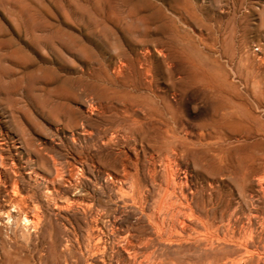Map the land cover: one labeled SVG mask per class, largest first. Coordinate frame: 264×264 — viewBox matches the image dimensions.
<instances>
[{"label": "rangeland", "instance_id": "obj_1", "mask_svg": "<svg viewBox=\"0 0 264 264\" xmlns=\"http://www.w3.org/2000/svg\"><path fill=\"white\" fill-rule=\"evenodd\" d=\"M145 54H148V56ZM121 62L123 63L122 65ZM123 65L126 66L127 69ZM124 69L125 71H123ZM145 69L146 74L144 72ZM116 71L121 75V71L123 73L126 72V74H123L126 78L124 76L125 79H123V75L117 77L118 73ZM147 81H150V83L148 84ZM174 93L175 95H173ZM128 94L134 96L130 98ZM161 96L163 97L161 98ZM224 97H226V99ZM168 98L169 100H167ZM233 98L237 100L239 98V102H235L236 105L238 103V107L234 103H231ZM132 100H134V105L135 103H139L140 100L143 102L134 106ZM148 100L149 104L151 106L153 105L152 108L158 106L156 109L153 108L152 112L150 108L151 106L148 105ZM226 100H228V103L230 102L232 106H230V104L228 105ZM156 101L158 104H156ZM122 102H126L125 106ZM143 103H145L146 106H150V110L147 109L148 107ZM214 103L219 107L215 108L216 105ZM154 104H156V107ZM224 104L225 108L222 107ZM87 105H89L91 109L87 107ZM95 107L97 108V112H94L96 111ZM92 108H94L93 111ZM100 108L102 109V116L99 114L101 113ZM127 108H130L128 109V112L126 111ZM143 108L146 109V111H144ZM218 108H220V110L222 109V112ZM133 109L135 112L131 111ZM82 110L83 112H81ZM89 110L91 112H89ZM164 110L168 111L165 112ZM223 110L226 114H223ZM130 111L134 115H132ZM92 112L96 115L92 114ZM84 113L85 116L83 117ZM87 114L91 117L87 116ZM152 114L156 115V117ZM115 115L117 116V119ZM123 115L124 118H122ZM131 115L132 117L130 118ZM159 115L161 119L157 120ZM86 116L88 118L85 119ZM216 116L217 118L221 116V120L216 118L217 121H215L217 123L222 121L220 124L211 122L214 121L212 118L215 119ZM255 116L258 117L256 118ZM254 117L256 119H254ZM224 118L226 119L225 121ZM123 119H126V121ZM150 119L154 120L150 122ZM119 120H121V123ZM161 120L165 124L160 122ZM128 121L130 123H128ZM158 121L161 124L158 123ZM204 121H207L208 124L207 122L204 123ZM240 122H243L244 124H241ZM232 123L236 127L239 125V127L235 128L234 126V128H230ZM236 123L238 124L236 125ZM134 124H138V126H135ZM141 124L142 127H140ZM113 126L115 127V132ZM239 128H241V130H239ZM112 129L113 131L110 132ZM176 129L177 131H175ZM226 129L228 130L227 132L223 131ZM85 130L87 132H82ZM120 130H123V133ZM229 130L231 132H229ZM234 130H236V132ZM124 132L127 133L125 134ZM192 132L194 134H192ZM202 132L205 133L201 134ZM228 132L230 134H228ZM169 133L172 135L175 133L173 135L175 137ZM106 134L108 135L107 138ZM129 134H132V136ZM207 134L210 135L207 137ZM199 135L202 138H200ZM211 135H214L215 137ZM116 136L117 140L120 139L122 141H117L115 139ZM73 138H75V143ZM110 138L111 140H108ZM167 138H170L172 141ZM196 138H199V140ZM210 138L213 139L212 142ZM216 138L217 140L215 141L214 139ZM228 138H230V140ZM194 139L197 143L194 141L192 142ZM200 139H202L203 142ZM129 140H132L133 142H129ZM103 141H110L112 146H109L110 142L105 143ZM204 141L207 143V146ZM103 143H105L106 146ZM172 143H174V145H172ZM1 144L0 158L2 159L0 160V167H3L0 168V183L2 184H0V264H44L42 260L44 262L46 261L45 264H55V262L58 264H73L74 261L72 259H75L76 264H101V261L108 260L109 257L111 258V260L109 258L111 264H128L116 251V244L120 241V239L116 240L118 235L119 238L123 239L124 236H127V233L130 240L137 241V239L139 240L141 238L143 243L146 241L148 243V240H151V237L153 236L152 240H159L157 235H154V233L156 234L154 224L159 218L160 221H158L159 223H163V228L169 227L165 231L172 229L177 224H180V227L183 223H186L185 227L187 229L184 226L183 227L186 229L185 233L188 231V236L183 233L182 238L184 240L180 239L182 246H184L182 250L185 251V264H208L215 260L221 262L226 258H229L228 260H230V258L233 259L236 264H258V262L259 264H264V260H262L264 258V238H262L264 237V234L262 235V232L264 233V205L262 206L261 204L264 202V191L262 189L259 190V188L264 189V179H262V177L264 178V166L260 165L256 160L259 157L264 156L262 155L264 154V0H0V145ZM162 144H164V147ZM199 144H201V146H199ZM248 144L251 145L249 146ZM125 145H128V147ZM177 145L179 146L176 147ZM174 147L178 149L176 154L173 155L174 157L172 156L171 158V149H174ZM181 148H183V150ZM121 149L125 150L122 151ZM160 150L162 151L161 154L159 153ZM149 151L150 153H148ZM123 152L125 153L123 154ZM232 152H234V154ZM134 153H136L137 157L134 156ZM151 153L155 158L152 157ZM166 153L167 155L163 157V154ZM202 153L203 156H201ZM235 154H238V158L241 160L237 157L234 159ZM117 155L120 156L116 157ZM255 155H257V157ZM160 157L162 159L168 157L173 161V163H168L167 170L164 169V164ZM242 157H246V161L244 158L242 159ZM173 158L178 162H174ZM207 158H209V160L212 159L209 161ZM130 159L135 166L132 165L130 161H127ZM154 159L156 162L158 161L161 166L157 163V165L154 164ZM170 159L169 161H171ZM214 159H217L216 161L218 163L215 162ZM122 160L125 163L127 162V165L125 163L123 164ZM136 160L137 162L135 163ZM204 160L208 162H205ZM142 162L144 165L141 164ZM220 162H223V164ZM232 162H234L233 165ZM176 163L178 168H175ZM106 164L108 166L110 165L109 168ZM120 164L124 166V169H129L128 173H126L127 171L125 172V170L123 171ZM116 166H118V169L121 168L119 172L115 169ZM237 166L240 169H238ZM144 167H146L145 169L147 170H145ZM223 167L226 170H224ZM73 168H76L75 171ZM107 168L109 170H107ZM142 168L144 169L143 171ZM170 168L172 170L174 169V172ZM213 168H215V170ZM259 168L261 170H259ZM136 170L138 172L141 170V174ZM149 170H153L151 172L152 174ZM175 170L178 173H176ZM185 170L188 173H186ZM228 170L230 172H227ZM134 171L136 172L134 173ZM72 173L77 174H74L75 177H73L74 175H72ZM164 173L165 175H163ZM213 173L218 174L214 175ZM125 174L130 177L128 178L129 186L139 179V181L134 184L135 192L140 195H138L140 200L137 198V194H135L136 200L133 202L126 197V195L130 193L126 192L131 187L128 186V183H126L127 181L118 183V181L114 180L115 176L119 175V177H121ZM174 174L183 176L186 179L188 178L186 183H183V185L179 184L176 181V175ZM221 174L225 178H223ZM247 174H251V176L249 175L251 179H249ZM170 175L172 178H170ZM212 176H214V178ZM219 176L223 179H218ZM105 177H109V180ZM132 177L134 182L132 181ZM142 177L145 179L141 180ZM202 178H209V180L207 181L206 179L205 182ZM152 179L153 181H151ZM166 179L168 183H165L167 182ZM229 179H232V181ZM260 179L262 180L259 181ZM129 180H131L132 183H130ZM1 181H3V183ZM171 181H173V183ZM201 181L203 184L200 183ZM237 181H239V183ZM16 182L19 185H16ZM109 182L111 183L109 184ZM255 182L260 184L254 185L256 184ZM174 183L176 184V188L175 186L172 187ZM185 184L187 187H190L187 188ZM193 184L194 186L191 187ZM196 184L198 186H196ZM207 184L209 185L207 186ZM249 184H251V187ZM72 185L74 187H72ZM181 185L182 187L184 186V190L178 189L182 188ZM159 186H161L162 190L157 191V189H160ZM165 186L167 190L164 188ZM50 187L52 188L51 190ZM137 187H140V189ZM194 187L198 189V191L194 189ZM202 187L206 191L202 189ZM16 188L19 190H15ZM188 189L190 191H188ZM245 189L249 190L246 191ZM117 190H123L122 193L118 192L119 196L118 194L116 195ZM168 190H173L174 192H168ZM177 191H181L182 193L180 192L179 194ZM147 192L151 195H148ZM202 192L206 193L204 194ZM155 193H159V197ZM167 193H170L171 196L168 197L169 194ZM164 194H167V198L166 196L161 198ZM214 194H216V197ZM173 195L175 199L173 198ZM183 195H186L188 198L186 199V196L184 198ZM195 195L197 198H195ZM246 195L248 197L255 195L254 198L252 197L254 201L250 202L252 201V198L249 200ZM262 195L263 197H261ZM176 196H178L179 199L183 197L184 200H181L180 203ZM230 196L234 197H231L232 199H230ZM92 197H94L95 200ZM123 197H125L126 200ZM193 197L194 199L192 201ZM209 197L211 199H209ZM233 198L236 199L234 200ZM8 199L10 200L8 201ZM15 199H17V202ZM185 199L187 201L189 199V201L185 202ZM260 199L263 202H257ZM142 200L147 202V205L146 203L144 204ZM159 200L161 201V204L159 203ZM163 200L165 202L169 201L171 204L169 203V205H167L168 203L163 202ZM197 200H201V202ZM10 201H13V203ZM235 201L238 203H234ZM255 201L257 203H255ZM136 202L139 203L136 204ZM174 202H178V204L180 203L179 205L182 204L185 206L188 204L187 207L183 206L184 209H187L183 210L182 206H179L182 210L179 209L178 205L176 204L177 206H175ZM209 202L215 206L213 207ZM66 203L67 205L72 206L67 207ZM163 203L165 205H163ZM217 203H219V206ZM223 203L225 205H223ZM86 205L90 209H88ZM158 205L161 210H159L160 208ZM257 205L258 207L259 205L260 207H263V210L260 208L258 209ZM77 206L84 207L85 212L82 207L78 208ZM192 206H195L196 208H193ZM216 206L222 211L216 209ZM248 206L251 207L252 210L251 208H248ZM177 207L178 211L182 212L177 214ZM93 208H96V211L100 209L103 211L102 214H104L102 215L100 210V212H96ZM164 208H167L169 213L176 214L175 217L171 213L169 214L167 211L163 210ZM191 208L193 209L191 210ZM78 209L82 213H80ZM130 209L134 210V212ZM150 210L153 211L150 212ZM223 210L224 213L227 212V216L226 214H223ZM241 210H243V212ZM258 210L259 212H255ZM192 212L194 214H192ZM200 212H203V214ZM156 213L158 214L154 217V214ZM164 214L168 215L166 216ZM190 214L194 219H192V217L190 220L188 219V215ZM221 214H223L224 217H222L223 215L221 216ZM247 214L250 215L246 216ZM233 215L236 216L234 217ZM243 215L244 217H242ZM169 216L174 218V220H171L175 221L174 226L171 224L173 222L168 220ZM180 216H182V218H184L183 216L187 218L180 221V219H182ZM198 216L205 221L199 219ZM206 216L209 217L207 218ZM27 217H29V220ZM232 217L235 219L233 220ZM237 217H240L241 223H237ZM246 217H249V219ZM256 217H259L260 222L257 221ZM195 218L197 223L194 222ZM91 219H94L95 221H92ZM154 219H156L155 222ZM163 219L166 220V222L168 220V224H165L166 222L164 223ZM187 219L189 221H187ZM27 220L29 222H27ZM197 220H199V223L201 222L200 225L202 226V229L207 225L206 228L203 229L205 230L204 232L199 228L200 225H198L199 223ZM221 220L223 221L222 224H224V226L221 225ZM254 220L256 225L254 224ZM193 222L195 224H193ZM235 222L239 225L236 226ZM261 222L263 223L262 225H260ZM109 223H111L110 226H108ZM242 223L245 225H242ZM257 223L260 224L257 225ZM217 224L219 228H225L226 225L228 227H226V229L220 228L219 230L218 227L216 228ZM178 225L176 226L177 229L183 228L182 226L179 228ZM248 225H250V227ZM253 225H255V227L260 226L261 230L259 227V230L256 229L257 227L254 228ZM144 227H147V233L151 231L148 235L147 233H144L146 232ZM245 227L247 230L249 229L248 233L250 232L251 238H254L251 239V241L248 240L249 242H245L249 235L246 233L247 231L245 230ZM197 228L199 229L197 230ZM232 228L233 231L234 228L236 230L234 231L235 235L232 233V230L229 231ZM250 228L254 232L250 230ZM124 229L127 232L124 231ZM213 229L217 230V234L221 240L224 239L227 241L225 242L222 240L221 242L220 240L215 248L216 250L214 249L213 251H206L203 248L196 247L197 238L199 239L201 234L203 235L207 231H213ZM138 230L142 233H139ZM195 230L196 232H199L200 230L202 232L200 231L201 233L199 232L200 234H198L195 233ZM240 230H243V232ZM192 231L193 233L191 236L189 234ZM226 231H229L230 233H227ZM244 231L246 232L244 233ZM258 231L261 233H258V239L261 238L262 240L257 239L256 232ZM89 232L91 237L88 235ZM222 232L226 235H221ZM236 233H241V235ZM243 233L246 235V239ZM143 234L146 235L143 236ZM252 234L256 237H252ZM193 236H195V238ZM223 236H225V238ZM227 238L231 239L232 243ZM188 240H192L193 245H191L192 241H189V243L187 242ZM257 240L259 245H256L258 243ZM141 241L139 240V242ZM239 241H242L243 245ZM60 242L62 243L60 244ZM95 242L97 244L100 242L98 245H102L100 251L94 252V255L97 257L92 255L93 250H91L94 246L93 243ZM237 242L239 244H237ZM252 242H255L256 244ZM149 243L151 246L156 247L155 242H153L154 245L151 242ZM225 243L228 247L225 246ZM248 243L249 245H246ZM237 245H240L238 248L240 251H238ZM241 245L244 246L246 252L250 254L251 257H247L248 254H245L246 252L245 250H242L244 248ZM62 246H67V249L64 247L62 248L64 251H62V249H59ZM151 246L150 249L154 251V248H151ZM84 247L86 249H84ZM233 247L236 248L234 249ZM172 248L174 247H168V249L166 248L163 250L159 248L162 252L165 250L163 253L156 248V250L160 252L158 255H155L157 254L155 250L154 255L157 257L164 256L165 259L164 257H162V259L166 262L175 261V258L182 256V253H180L182 251L179 252L178 249ZM192 250L193 252H191ZM147 251L144 250V253H149L151 250L149 252ZM252 251L257 254H253ZM64 252L67 253V257L69 256V258L65 257V259H62L64 254L66 255ZM98 253L99 255H97ZM110 253L111 256H109ZM112 253L114 255H112ZM116 253L122 258L119 255L117 257ZM202 254H206V256H203ZM43 255L46 256L47 260ZM230 255H232V257H230ZM100 256H105V258H101ZM77 257H79V259ZM53 259L54 261H52Z\"/></svg>", "mask_w": 264, "mask_h": 264}, {"label": "bare ground", "instance_id": "obj_2", "mask_svg": "<svg viewBox=\"0 0 264 264\" xmlns=\"http://www.w3.org/2000/svg\"><path fill=\"white\" fill-rule=\"evenodd\" d=\"M144 50H145V49H144ZM147 51H148V50H147ZM147 51H145V52H147ZM150 52H151V51H150ZM159 52H160V51H159ZM161 53H162V52H161ZM145 55L148 56V54H145ZM149 55H150V54H149ZM143 56H144V55H143ZM122 64H123V63L121 62V65H122ZM118 65H119V64H118ZM123 66H124V65H123ZM143 66H144V65H143ZM118 67H119V66H118ZM124 67L126 68V66H124ZM124 67H123V68H124ZM121 68H122V67H121ZM142 68H143V67H142ZM142 68H141V69H142ZM118 69H119V68H118ZM126 69H127V68H126ZM115 70H116V69H115ZM123 71H125V69H124ZM143 71H144V70H143ZM116 72L118 73V71H116ZM119 72H120V71H119ZM127 72H129V71H127ZM144 72H145V74H146V69H145ZM121 73H122V75H123L124 73L126 74V72L123 73L122 71H121ZM117 75H118V76H117ZM117 75H116L117 77H121V76H122L120 73H118ZM119 75H120V76H119ZM147 75H148V74H147ZM147 75H146V76H147ZM124 76H125V75L122 76L123 79L126 78V76H125V78H124ZM114 77H115V76H114ZM146 78H147V77H146ZM213 78H214V77H213ZM119 79H121V78H119ZM127 79H128V77H127ZM116 80H117V79H116ZM148 80H149V79H148ZM183 80H184V79H183ZM122 81H123V80H122ZM147 82H148V81H147ZM181 82H182V81H181ZM149 83H150V81L148 82V84H149ZM125 84H126V83H125ZM130 84H131V83H130ZM133 85H134V84H133ZM150 86H151V84H150ZM213 87H214V86H213ZM128 88H129V87H128ZM210 89H211V88H210ZM206 90H207V89H206ZM206 90H205V91H206ZM207 91H208V90H207ZM130 92H131V91H130ZM128 95L130 96V98H132V97L134 96V95H130V94H128ZM167 95H168V94H167ZM173 95H175V93H174ZM162 97H163V96H161V98H162ZM175 97H176V96H175ZM156 98H158V97H156ZM161 98H160V99H161ZM165 98H166V97H165ZM173 98H174V97H173ZM173 98H172V99H173ZM224 98L226 99V97H224ZM228 98H229V97H228ZM127 99H128V98H127ZM127 99H126V100H127ZM158 99H159V98H158ZM222 99H223V97H222ZM225 99H224V100H225ZM116 100H117V99H116ZM163 100H164V99H163ZM167 100H169V98H168ZM174 100H175V99H174ZM213 100H214V99H213ZM228 100H229V99H228ZM228 100H226V101H227V104L229 105L230 102L228 103ZM234 100H235V101H234ZM238 100H239V98H238ZM238 100L233 98V100H231V101H232L231 103H234V104H235L236 101L239 102ZM240 100H241V99H240ZM246 100H247V99H246ZM93 101H95V100H93ZM93 101H92V102H93ZM138 101H139V98H138ZM160 101H162V100H160ZM164 101H166V100H164ZM164 101H163V102H164ZM226 101H225V102H226ZM233 101H234V102H233ZM241 101H243V100H241ZM95 102H96V101H95ZM133 102H134V100H132V104L134 105ZM135 102H136V101H135ZM140 102L142 103L143 101L140 100ZM140 102H139V103H140ZM147 102H148V105H150V104H149V100H148ZM154 102H155V101H154ZM90 103H91V102H90ZM97 103H98V102H97ZM122 103H123V102H122ZM125 103H126V102L123 103L124 106H125ZM130 103H131V102H130ZM139 103H135V105H136V104H139ZM159 103H160V102H159ZM171 103H172V102H171ZM212 103H213V102H212ZM219 103H222V102H219ZM241 103H242V102H241ZM143 104L146 106L145 103H143ZM152 104H153V103H152ZM156 104H158L157 101H156ZM156 104H154V106H155ZM165 104H166V103H165ZM165 104H164V105H165ZM214 104H215V103H214ZM93 105H94V104H93ZM96 105H97V104H96ZM96 105H95V106H96ZM126 105H127V104H126ZM135 105H134V106H135ZM166 105H167V104H166ZM215 105H216V104H215ZM235 105H236V104H235ZM246 105H247V104H246ZM91 106H92V104H91ZM124 106H123V107H124ZM128 106H130V105H128ZM150 106H151V105H150ZM150 106H146V107H148L147 109H149ZM152 106H153V105H152ZM152 106L150 107V108H151V112H152V109L154 108V107L152 108ZM161 106H162V105H161ZM167 106H168V105H167ZM230 106H232V105L230 104ZM233 106H234V105H233ZM236 106L238 107V103H237ZM87 107H89V105H87ZM98 107H99V105H98ZM101 107H102V106H101ZM126 107H127V106H126ZM155 107H156V106H155ZM157 107H158V106H157ZM157 107H156V108H157ZM213 107H214V106H213ZM216 107H219V106L216 105L215 108H216ZM222 107L225 108V104H224ZM237 107H235V108H237ZM259 107H260V106H259ZM89 108H90V107H89ZM132 108H134V107H132ZM137 108H138V107H137ZM137 108H136V109H137ZM140 108H142V107H140ZM144 108H145V107H144ZM144 108H143V110L146 111V109H144ZM156 108H154V109H156ZM161 108H162V107H161ZM228 108H229V107H228ZM241 108H242V107H241ZM90 109H91V108H90ZM93 109H94V108H92V111H93ZM95 109H96V111H94V112H97V108H96V107H95ZM100 109H101V108H100ZM128 109H130V108H127V110H126L127 112L129 111ZM134 109H135V108H134ZM134 109L131 110V111H134ZM162 109H163V108H162ZM213 109H214V108H213ZM218 109L220 110V108H218ZM229 109H230V108H229ZM232 109H233V107H232ZM238 109H239V108H238ZM87 110H88V108H87ZM123 110H124V109H123ZM149 110H150V109H149ZM149 110H148V111H149ZM216 110H217V109H216ZM221 110H222V109H221ZM221 110H220V111H221ZM233 110H234V109H233ZM246 110H247V109H246ZM101 111H102V109L100 110V112H101ZM131 111H130V112H131ZM159 111H160V108H159ZM164 111H165V110H164ZM167 111H168V110H167ZM167 111H165V112H167ZM214 111H215V110H214ZM226 111H228V110H226ZM81 112H83V110H82ZM84 112H85V110H84ZM89 112H91V111L89 110ZM124 112H125V111H124ZM134 112H135V111H134ZM221 112H222V111H221ZM233 112H234V111H233ZM261 112H262V111H261ZM261 112H260V113H261ZM224 113H225V112H224V110H223V114H224ZM228 113H229V112H228ZM230 113H231V111H230ZM246 113H247V112H246ZM82 114H83V113H82ZM82 114H81V116H82ZM90 114H91V113H90ZM92 114H94V113L92 112ZM92 114H91V115H92ZM99 114H101L100 116H102V112L99 113ZM99 114H98V115H99ZM122 114H124V113H122ZM125 114H126V112H125ZM129 114H130V113H129ZM131 114H132V112H131ZM145 114H146V113H145ZM154 114H156V113H154ZM165 114H166V113H165ZM212 114H213V113H212ZM221 114H222V113H221ZM221 114H220V115H221ZM225 114H226V113H225ZM94 115H96V114H94ZM98 115H97V116H98ZM109 115H110V114H109ZM109 115H107V116H109ZM118 115H119V114H118ZM132 115H134V114H132ZM132 115L130 116V118L132 117ZM146 115H147V114H146ZM152 115H153V114H152ZM167 115H168V114H167ZM169 115H170V114H169ZM178 115H179V114H178ZM213 115H214V114H213ZM248 115H249V114H248ZM84 116H85V113H84L83 117H84ZM87 116H90V115L87 114ZM87 116L85 117V119L88 118ZM112 116H113V114H112ZM112 116H111V117H112ZM115 116H116V115H115ZM121 116H122V115H121ZM138 116H139V115H138ZM138 116H136V117H138ZM153 116L156 117V115H153ZM173 116H174V115H173ZM214 116H215V115H214ZM221 116H222V115H221ZM221 116H220V117H221ZM227 116H228V115H227ZM239 116H240V115H239ZM250 116H251V115H250ZM250 116H249V118H250ZM90 117H91V116H90ZM90 117H89V118H90ZM92 117H93V116H92ZM133 117H135V116H133ZM158 117H159V118H157V120H158V119H161V118H160V115H159ZM164 117H165V116H164ZM220 117H218L219 120H221ZM224 117H225V116H224ZM235 117H236V116H235ZM255 117H256V116H255ZM255 117H254V119H256L258 116H257L256 118H255ZM122 118H124V115H123ZM152 118H153V117H152ZM162 118H163V117H162ZM179 118H181V117H179ZM216 118H217V116L215 117V119L212 118L214 121H211V122H212V123H213V122H214V123H217V122H215V121H217L218 118H217V119H216ZM226 118H227V117H226ZM231 118H232V117H231ZM238 118H239V117H238ZM242 118H243V117H242ZM245 118H246V117H245ZM260 118H261V117H260ZM90 119H91V118H90ZM116 119H117V116H116ZM173 119H174V118H173ZM209 119H210V118H209ZM209 119H208V120H209ZM233 119H234V117H233ZM239 119H240V118H239ZM123 120H124V119H123ZM150 120H151V119H150ZM153 120H154V119H153ZM153 120H151L150 122H152ZM208 120H207V121H208ZM210 120H211V119H210ZM225 120H226V119L224 118V121H225ZM245 120H248V119H245ZM249 120H250V119H249ZM119 121H120V123H121V120H119ZM124 121H126V119H125ZM207 121H204V123H206ZM224 121H223V122H224ZM228 121H229V120H228ZM233 121H234V120H233ZM251 121H252V120H251ZM253 121H254V120H253ZM261 121H263V120H261ZM113 122H114V121H113ZM116 122H117V121H116ZM148 122H149V121H148ZM160 122L163 123L162 120H161ZM160 122L158 121V123H160ZM166 122H167V121H166ZM173 122H174V120H173ZM220 122H222V121H220ZM220 122H218V123L220 124ZM226 122H227V121H226ZM231 122H232V121H231ZM244 122H245V121H244ZM255 122H256V121H255ZM125 123H126V122H125ZM125 123H124V126H125ZM128 123H130V122L128 121ZM128 123H126V124H128ZM138 123H139V122H138ZM158 123H157V124H158ZM218 123H217V124H218ZM228 123H229V122H228ZM240 123L242 124L243 122H240ZM246 123H247V121H246ZM112 124H113V123H112ZM112 124H111V125H112ZM116 124H117V123H116ZM139 124H140V123H139ZM145 124H146V123H145ZM152 124H153V123H152ZM160 124H161V123H160ZM163 124H165V123H163ZM207 124H208V122H207ZM221 124H222V123H221ZM224 124H225V123H224ZM234 124H235V122H234ZM234 124L232 123L233 126H232V125H231V126L228 125V126H230V128H231V127L234 128V126H235ZM237 124H238V123H236V125H237ZM243 124H244V123H243ZM259 124H260V123H259ZM259 124H258V126H259ZM134 125H135V124H134ZM203 125H204V124H203ZM213 125H214V124H213ZM222 125H223V124H222ZM222 125H221V126H222ZM250 125H254V124H250ZM255 125H256V124H255ZM114 126H116V125H114ZM114 126H113V127H114ZM135 126H138V124L135 125ZM143 126H144V124H143ZM154 126H155V124H154ZM217 126H218V125H217ZM228 126H227V127H228ZM244 126H245V125H244ZM258 126H257V127H258ZM117 127H118V126H117ZM140 127H142V124H141ZM180 127H181V126H180ZM198 127H199V126H198ZM238 127H239V125H238ZM238 127L235 126V128H238ZM241 127H242V126H241ZM252 127H253V126H252ZM125 128H126V127H125ZM131 128H132V127H131ZM137 128H138V127H137ZM137 128H133V129H137ZM183 128H184V127H183ZM185 128H187V127H185ZM200 128H201V127H200ZM200 128H199V129H200ZM205 128H207V127H205ZM208 128H209V127H208ZM224 128H225V127H224ZM245 128H246V127H245ZM250 128H251V127H250ZM116 129H117V128H116ZM212 129H213V128H212ZM212 129H211V130H212ZM242 129H243V127H242ZM117 130H119V129H117ZM123 130H124V128H123ZM123 130H122V131H123ZM128 130H129V129H128ZM150 130H151V129H150ZM171 130H172V129H171ZM183 130H184V129H183ZM183 130H182V131H183ZM202 130H204V129H202ZM206 130H207V129H206ZM206 130H205V131H206ZM208 130H210V129H208ZM215 130H216V129H215ZM239 130H241V128H239ZM246 130H247V129H246ZM111 131H113V129L110 130V132H111ZM115 131H116V130H115V127H114V132H115ZM120 131H121V130H120ZM122 131H121V132H122ZM169 131H170V130H169ZM169 131H168V132H169ZM175 131H177V129H176ZM182 131H180V132H182ZM216 131H217V130H216ZM219 131H220V129H219ZM223 131H226V132H227L228 130L226 129V130H223ZM223 131H222V132H223ZM234 131L236 132V130H234ZM82 132H87V131L85 130V131H82ZM110 132H109V133H110ZM118 132H119V131H118ZM159 132H160V131H159ZM180 132H179V133H180ZM186 132H187V131H186ZM206 132H207V131H206ZM208 132H209V131H208ZM226 132H225V133H226ZM229 132H231V131L229 130ZM229 132H228V134H230ZM238 132H239V131H238ZM122 133H123V132H122ZM124 133L126 134L127 132H124ZM151 133H153V132H151ZM171 133H172V132H171ZM171 133H169V134H171ZM187 133H189V132H187ZM187 133H186V134H187ZM203 133H205V132H202L201 134H203ZM223 133H224V132H223ZM223 133H222V134H223ZM81 134H82V133H81ZM81 134H80V135H81ZM85 134H86V133H85ZM138 134H139V133H138ZM138 134H137V135H138ZM166 134H168V133H166ZM174 134H175V133H173V135H174ZM192 134H194V133L192 132ZM211 134H212V133H211ZM222 134H221V135H222ZM231 134H232V133H231ZM249 134H250V133H249ZM88 135H89V133H88ZM129 135H130V134H129ZM129 135H128V137H129ZM137 135H136V136H137ZM147 135H150V134H147ZM171 135H172V134H171ZM173 135H172V136H173ZM184 135H185V134H184ZM184 135H183V136H184ZM188 135H189V134H188ZM205 135H206V134H205ZM209 135H210V134H207V137H208ZM214 135H215V133H214ZM214 135H211V136H214ZM225 135H226V134H225ZM225 135H223V136H225ZM107 136H108V135L106 134V138H107ZM120 136H121V135H120ZM124 136H125V135H124ZM130 136H132V134H131ZM195 136H196V135H195ZM199 136H200V135H199ZM202 136H203V135H202ZM211 136H210V137H211ZM223 136H222V137H223ZM231 136H232V135H231ZM77 137H78V136H77ZM80 137H81V136H80ZM85 137H86V135H85ZM109 137H110V136H109ZM118 137H119V136H118ZM144 137H145V136H144ZM160 137H161V136H160ZM166 137H167V136H166ZM170 137H171V136H170ZM173 137H175V136H173ZM184 137H185V136H184ZM186 137H187V136H186ZM214 137H215V136H214ZM220 137H221V136H220ZM225 137H226V136H225ZM232 137H233V136H232ZM232 137H230V138H232ZM257 137H258V136H257ZM111 138H112V137H111ZM111 138L108 139V140H111ZM116 138H117V136L115 137V139H116ZM125 138H126V137H125ZM132 138H133V137H132ZM171 138H172V137H171ZM177 138H178V136H177ZM200 138H202V137L200 136ZM205 138H206V136H205ZM230 138H228V139L230 140ZM233 138H234V137H233ZM251 138H252V137H251ZM74 139H75V138H73V141H74ZM77 139H78V138H77ZM81 139H82V137H81ZM115 139H114V140H115ZM167 139H169L170 141H172L170 138H167ZM167 139H166V140H167ZM175 139H176V138H175ZM179 139H180V138H179ZM179 139H178V140H179ZM196 139H197V138H196ZM210 139H211V142H212L213 139H212V138H210ZM225 139H227V138H225ZM249 139H250V137H249ZM116 140H117V139H116ZM118 140H120V139H118ZM118 140H117V141H118ZM186 140H187V139H186ZM197 140H199V138H198ZM200 140L202 141V139H200ZM204 140H205V139H204ZM214 140L216 141L217 138L214 139ZM237 140H238V139H237ZM52 141H53V140H52ZM73 141H72V143H73ZM117 141H116V142H117ZM121 141H122V140H120V142H121ZM130 141H132V140H129V142H130ZM155 141H156V140H155ZM176 141H177V139H176ZM193 141H194L195 143H197V141H196L195 139L192 140V142H193ZM233 141H234V140H233ZM238 141H239V140H238ZM241 141H244V140H241ZM247 141H248V140H247ZM103 142H105V141H103ZM106 142H108V141H106ZM106 142H105V143H106ZM109 142H110V141H109ZM109 142H108V143H109ZM116 142H115V143H116ZM127 142H128V141H127ZM132 142H133V141H132ZM165 142H166V141H165ZM178 142H180V141H178ZM178 142H177V143H178ZM187 142H189V141H187ZM187 142H186V143H187ZM202 142H203V141H202ZM202 142H201V144H202ZM204 142H205V141H204ZM211 142H210V143H211ZM220 142H221V140H220ZM245 142H246V141H245ZM4 143H5V142H4ZM4 143H3V144H4ZM74 143H75V141H74ZM105 143H103V144L106 146ZM113 143H114V142H113ZM124 143H125V142H124ZM141 143H142V142H141ZM190 143H191V142H190ZM205 143H206V142H205ZM208 143H209V142H208ZM215 143H216V142H215ZM222 143H223V142H222ZM109 144H110L109 146H112V145H111V142H110ZM116 144H117V143H116ZM122 144H123V143H122ZM122 144H120V145H122ZM148 144H149V143H148ZM178 144H179V143H178ZM182 144H183V142H182ZM182 144H181V145H182ZM184 144H185V143H184ZM201 144H199V146H201ZM233 144H234V143H233ZM101 145H102V144H101ZM104 145H103V146H104ZM154 145H155V144H154ZM163 145H164V144H162V146H163ZM172 145H174V143H172ZM172 145H171V146H172ZM187 145H188V144H187ZM193 145H194V144H193ZM248 145L250 146L251 144H248ZM0 146H2V144H1ZM113 146H114V144H113ZM118 146H119V145H118ZM125 146H126V145H125ZM160 146H161V144H160ZM168 146H169V145H168ZM178 146H179V145H177L176 147H178ZM188 146H189V145H188ZM195 146H196V144H195ZM197 146H198V145H197ZM206 146H207V143H206ZM126 147H128V145H127ZM131 147H132V145H131ZM135 147H136V146H135ZM135 147H134V148H135ZM163 147H164V146H163ZM163 147H162V148H163ZM183 147H184V146H183ZM208 147H209V146H208ZM208 147H207V148H208ZM216 147H217V146H216ZM228 147H229V146H228ZM236 147H237V146H236ZM236 147H235V148H236ZM1 148H3V147H1ZM116 148H117V147H116ZM122 148H123V147H122ZM124 148H125V147H124ZM129 148H130V147H129ZM129 148H128V149H129ZM166 148H167V147H166ZM166 148H165V149H166ZM204 148H205V147H204ZM204 148H203V149H204ZM209 148H211V147H209ZM229 148H230V147H229ZM246 148H247V147H246ZM132 149H133V148H132ZM135 149H136V148H135ZM143 149H144V148H143ZM143 149H142V150H143ZM154 149H155V148H154ZM168 149H169V148H168ZM170 149H171V148H170ZM172 149H173V148H172ZM172 149H171V155H170L171 158H172L173 155L176 154V151H177L178 148L176 149V148L174 147V149H173V150H172ZM181 149L183 150V148H181ZM200 149H201V148H200ZM211 149H212V148H211ZM119 150H120V149H119ZM121 150H122V149H121ZM124 150H125V149H123L122 151H124ZM147 150H148V148H147ZM156 150H158V149H156ZM166 150H167V149H166ZM179 150H180V149H179ZM179 150H178V151H179ZM197 150H198V149H197ZM209 150H210V149H209ZM254 150H255V149H254ZM258 150H259V149H258ZM258 150H257V152L259 153ZM143 151H144V150H143ZM145 151H146V150H145ZM158 151H159V150H158ZM163 151H164V150H163ZM167 151H168V150H167ZM188 151H189V148H188ZM234 151H235V150H234ZM118 152H119V151H118ZM161 152H162V151L160 150L159 153L161 154ZM181 152H182V151H181ZM195 152H196V151H195ZM206 152H207V150H206ZM124 153H125V152H123V154H124ZM138 153H139V152H138ZM148 153H150V151H149ZM156 153H157V152H156ZM169 153H170V152H169ZM179 153H180V151H179ZM209 153H210V152H209ZM232 153L234 154V152H232ZM232 153H231V154H232ZM261 153H262V151H261ZM118 154H119V153H118ZM134 154H135L134 156L137 157V156H136V153H134ZM186 154H187V152H186ZM200 154H201V153H200ZM200 154H199V155H200ZM247 154H248V153H247ZM256 154H257V153H256ZM259 154H260V153H259ZM127 155H128V154H127ZM129 155H130V154H129ZM144 155H147V154H144ZM144 155H143V156H144ZM149 155H150V154H149ZM151 155H152V153H151ZM155 155H156V154H155ZM165 155H167V153H166V154H163V157H164ZM177 155H178V153H177ZM180 155H181V154H180ZM236 155H237V156H236ZM260 155H261V154H260ZM262 155H264V154H262ZM114 156H115V155H114ZM119 156H120V155H119ZM119 156L117 155L116 157H119ZM125 156H126V155H125ZM170 156H169V157H170ZM189 156H191V155H189ZM201 156H203V153H202ZM205 156H207V155H205ZM211 156H212V155H211ZM233 156H234V155H233ZM255 156L257 157V155H255ZM258 156H259V155H258ZM129 157H130V156H129ZM149 157H150V156H149ZM152 157H153V155H152ZM152 157H151V158H152ZM158 157H159V155H158ZM173 157H174V156H173ZM192 157H193V155H192ZM217 157H218V156H217ZM231 157H232V156H231ZM235 157L238 158V154H235L234 159H235ZM139 158H140V157H139ZM153 158H155V157H153ZM160 158H161V157H160ZM177 158H179V157H177ZM199 158H200V157H199ZM232 158H233V157H232ZM237 158H236V159H237ZM243 158H244V157H242V159H243ZM245 158H246V157H245ZM245 158H244V160H245ZM248 158H249V157H248ZM1 159H2V158H0V160H1ZM110 159H112V158H110ZM123 159H124V158H123ZM137 159H138V158H137ZM161 159H162V158H161ZM163 159H164V158H163ZM163 159H162V162H163V164H164L163 167H164V169L167 170V169H168V163H170V162L173 163V161H172L170 158H168V157H165L164 160H163ZM169 159H170L171 161H169ZM205 159H206V158H205ZM207 159L209 160V158H207ZM211 159H212V158H211ZM211 159H210V160H211ZM238 159H240V158H238ZM125 160H126V158H125ZM140 160H141V159H140ZM140 160H139V163H140ZM149 160H151V159H149ZM173 160H174V162L176 161V159H174V158H173ZM179 160H180V159H179ZM181 160H182V159H181ZM184 160H185V159H184ZM202 160H203V159H202ZM210 160H209V161H210ZM214 160H215V162H217V161H216L217 159H214ZM219 160H220V159H219ZM219 160H218V161H219ZM240 160H241V159H240ZM240 160H239V162H240ZM256 160H257V162H258L260 165L264 166V156H261V157H259V158L256 159ZM256 160H255V161H256ZM114 161H115V160H114ZM119 161H120V160H119ZM122 161H123V160H122ZM127 161H130V162H131V159H130V160H127ZM153 161H155V159H154ZM187 161H188V160H187ZM204 161H205V160H204ZM231 161H232V159H231ZM231 161H229V162H231ZM245 161H246V160H245ZM3 162H4V161H3ZM130 162H129V163H130ZM132 162H133V161H132ZM132 162H131V164L134 165ZM136 162H137V160L135 161V163H136ZM151 162H152V161H151ZM176 162H178V161H176ZM182 162H183V161H182ZM189 162H190V161H189ZM205 162H208V161H205ZM229 162H228V163H229ZM234 162H235V161H234ZM234 162H232V165L234 164ZM242 162H243V161H242ZM105 163H106V162H105ZM108 163H110V162H108ZM111 163H114V162H111ZM115 163H116V162H115ZM124 163H125V162L123 161V164H124ZM126 163H127V162H126ZM126 163H125V164H126ZM129 163H128V164H129ZM156 163H157L158 165H160V164L158 163V161H157V162L155 161L154 164H156ZM183 163H184V162H183ZM183 163H182V164H183ZM217 163H218V162H217ZM220 163L223 164V162H220ZM225 163H226V162H225ZM225 163H224V164H225ZM235 163H236V162H235ZM237 163H238V161H237ZM141 164L144 165L143 162H142ZM157 164H156V165H157ZM174 164H175V163H174ZM187 164H188V163H187ZM200 164H201V163H200ZM208 164H209V163H208ZM210 164H211V163H210ZM215 164H216V163H215ZM215 164H214V165H215ZM246 164H247V163H246ZM102 165H103V164H102ZM106 165H107V164H106ZM120 165H121V164H120ZM126 165H127V164H126ZM169 165H170V164H169ZM183 165H184V164H183ZM203 165H205V164H203ZM214 165H213V166H214ZM216 165H218V164H216ZM225 165H226V164H225ZM225 165H224V166H225ZM235 165H236V164H235ZM107 166H108V165H107ZM109 166H110V165H109ZM109 166H108V168H109ZM112 166H113V165H112ZM128 166H129V165H128ZM134 166H135V165H134ZM134 166H133V167H134ZM137 166H138V164H137ZM148 166H149V165H148ZM160 166H161V165H160ZM160 166H159V167H160ZM174 166H175V165H174ZM192 166H193V165H192ZM209 166H210V165H209ZM247 166H248V165H247ZM247 166H246V167H247ZM2 167H3V166H2ZM2 167H0V168H2ZM7 167H8V166H7ZM82 167H83V166H82ZM117 167H118V166H116L115 169L119 172L120 169L123 168L124 166L121 165V166H120L121 168H119V169H118ZM129 167H130V166H129ZM170 167H171V166H170ZM214 167H215V166H214ZM220 167H221V166H220ZM227 167H228V165H227ZM227 167H226V168H227ZM235 167H236V166H235ZM240 167H241V166H240ZM258 167H259V165H258ZM76 168H77V167H76ZM76 168H75V169H76ZM108 168H107V170H109ZM126 168H127V167H126ZM139 168H140V167H139ZM145 168H146V167H144V169H145ZM160 168H161V167H160ZM173 168H174V167H173ZM175 168H178L177 163H176ZM179 168H180V167H179ZM218 168H219V167H218ZM221 168H222V167H221ZM221 168H220V169H221ZM237 168H238V166H237ZM237 168H234V169H237ZM256 168H257V166H256ZM8 169H9V168H8ZM73 169H74V168H73ZM73 169H72V171H73ZM75 169H74V171H75ZM77 169H78V168H77ZM112 169H113V168H112ZM144 169L142 168V171H143ZM148 169H149V168H148ZM170 169H171V168H170ZM213 169L215 170V168H213ZM223 169H224V167H223ZM238 169H240V168H238ZM254 169H255V168H254ZM1 170H3V169H1ZM116 170H115V171H116ZM124 170H125V172L127 171L126 173H128V170H129V169L127 168V170H126V169L123 168V171H124ZM134 170H135V169H134ZM145 170H147V169H145ZM171 170H172V169H171ZM173 170H174V169H173ZM173 170H172V171H173ZM176 170H177V169H176ZM176 170H175V172L178 173V172H177L178 170H177V171H176ZM181 170H182V169H181ZM203 170H204V169H203ZM216 170H217V167H216ZM221 170H222V169H221ZM224 170H226V169H224ZM232 170H233V167H232ZM232 170H231V171H232ZM245 170H246V169H245ZM259 170H261V169L259 168ZM3 171H4V170H3ZM6 171H7V170H6ZM74 171H73V172H74ZM105 171H106V170H105ZM105 171H104V172H105ZM121 171H122V170H121ZM130 171H132V170H130ZM130 171H129V172H130ZM136 171H137V170H136ZM136 171H134V173H135ZM149 171H150V170H149ZM152 171H153V170H152ZM152 171H150V173H151ZM160 171H161V170H160ZM164 171H165V170H164ZM172 171H171V172H172ZM185 171H186V170H185ZM185 171H183V172H185ZM218 171H219V170H218ZM218 171H217V172H218ZM222 171H223V170H222ZM262 171H263V170H262ZM1 172H2V171H1ZM77 172H78V171H77ZM104 172H103V174H104ZM108 172H109V171H108ZM118 172H117V173H118ZM137 172H138V171H137ZM140 172H141V170H140ZM140 172H138V173H140ZM154 172H155V171H154ZM166 172H167V171H166ZM166 172H165V173H166ZM173 172H174V171H173ZM180 172H181V171H180ZM192 172H193V171H192ZM197 172H198V171H197ZM207 172H208V171H207ZM219 172H221V171H219ZM227 172H230V171L228 170ZM235 172H236V170H235ZM238 172H240V171H238ZM241 172H242V171H241ZM257 172H258V171H257ZM120 173H121V172H120ZM130 173H131V172H130ZM144 173H145V171H144ZM150 173H149V174H150ZM165 173H164L163 175H165ZM169 173H170V172H169ZM186 173H188V172L186 171ZM225 173H226V172H225ZM242 173H244V172H242ZM259 173H260V172H259ZM263 173H264V172H263ZM4 174H5V173H4ZM58 174H59V173H58ZM68 174H69V172H68ZM74 174H75V173H74ZM74 174L72 173V175H74ZM76 174H77V173H76ZM76 174H75V175H76ZM121 174H122V173H121ZM140 174H141V173H140ZM140 174H139V175H140ZM147 174H148V171H147ZM151 174H152V173H151ZM155 174H156V173H155ZM155 174H154V176H155ZM166 174H167V173H166ZM172 174H173V173H172ZM180 174H182V173H180ZM213 174L215 175L216 173H213ZM213 174H212V175H213ZM217 174H218V173H217ZM217 174H216V175H217ZM233 174H235V173H233ZM70 175H71V174H70ZM70 175H69V176H70ZM75 175H74L73 177H75ZM119 175H120V174H119ZM119 175H118V176H115V175H114V176H115V177H114V180H115V181H118V183H119V182H126V181H127L126 183H128V178H130L129 176H127V175L125 174V175H122L121 177H119ZM128 175H130V174H128ZM137 175H138V174H137ZM142 175H143V174H142ZM144 175H146V174H144ZM156 175H157V174H156ZM174 175H176V174H174ZM221 175H222V174H221ZM247 175H248V174H247ZM249 175L251 176V174H249ZM249 175H248V176H249ZM260 175H261V173H260ZM260 175H259V176H260ZM107 176H108V175H107ZM172 176H173V175H172ZM184 176H185V175H184ZM227 176H229V175H227ZM230 176H231V174H230ZM230 176H229V177H230ZM250 176H249V179H251ZM0 177H1V176H0ZM2 177H3V176H2ZM37 177H38V175H37ZM111 177H112V176H111ZM135 177H138V176H135ZM152 177H153V176H152ZM173 177H174V176H173ZM175 177H176V181H177L179 184H182V185H183V183H186V180L188 179V178L186 179L185 177L180 176V175H176ZM202 177H203V175H202ZM206 177H207V176H206ZM212 177L214 178V176H212ZM222 177H223V175H222ZM222 177L219 176L218 179H220V178H222ZM254 177H255V175H254ZM71 178H72V177H71ZM103 178H104V177H103ZM105 178H107V177H105ZM108 178H109V177H108ZM108 178H107V179H108ZM148 178H149V177H148ZM155 178H156V177H155ZM168 178H169V177H168ZM170 178H172L171 175H170ZM210 178H211V177H210ZM223 178H225V177H223ZM223 178H222V179H223ZM227 178H228V177H227ZM227 178H226V179H227ZM240 178H241V177H240ZM4 179H6V178H4ZM142 179H145V178L142 177L141 180H142ZM150 179H151V178H150ZM153 179H154V177H153ZM153 179H152L151 181H153ZM202 179H204V178H202ZM202 179H201V180H202ZM206 179H207V178H205L204 181H205ZM244 179H245V178H244ZM256 179H257V178H256ZM262 179H264V178L262 177ZM262 179H260L259 181H261ZM0 180H1V179H0ZM53 180H54V179H53ZM68 180H69V178H68ZM72 180H73V179H72ZM104 180H105V179H104ZM108 180H109V179H108ZM108 180H106V181H108ZM112 180H113V179H112ZM112 180H111V182H112ZM136 180H137V178H136ZM147 180H149V179H147ZM159 180H160V179H159ZM164 180H165V179H164ZM208 180H209V178L207 179V181H208ZM229 180H230V179H229ZM240 180H241V179H240ZM69 181H70V180H69ZM115 181H114V183H115ZM132 181L134 182L133 177H132ZM137 181H139V179H138ZM137 181H135V182H137ZM166 181H167V179H166ZM213 181H214V180H213ZM219 181H220V180H219ZM219 181H218V182H219ZM230 181H232V179H231ZM234 181H235V180H234ZM249 181H250V180H249ZM252 181H253V179H252ZM257 181H258V180H257ZM1 182L3 183V181H1ZM48 182H49V181H48ZM61 182H62V181H61ZM111 182H109V184H110ZM129 182L132 183L131 180H129ZM135 182H134V183H135ZM142 182H144V181H142ZM154 182H155V181H154ZM164 182H165V181H164ZM171 182L173 183V181H171ZM187 182H188V181H187ZM191 182H192V181H191ZM205 182H206V181H205ZM221 182H222V181H221ZM237 182L239 183V181H237ZM237 182H236V184H237ZM16 183H17V182H16ZM54 183H55V181H54ZM106 183H107V182H106ZM134 183H132V185H130L131 187L129 186V183H128V186L130 187V189L128 188L129 190H127L126 193H128V192H130V193H128V194L126 195L125 190H124V193H125L126 197H127L130 201H132V202L136 200V196H135V194H137V193L135 192V184H134ZM140 183H141V182H140ZM146 183H147V182H146ZM158 183H160V182H158ZM165 183H168V181L165 182ZM172 183H171V184H172ZM175 183H176V182H175ZM175 183H174V185H173L172 187H174V186L176 185ZM200 183H202V181H201ZM219 183H220V182H219ZM253 183H254V182H253ZM253 183H252V184H253ZM255 183H256V184H254V185H258V184H260V183H257V182H255ZM0 184H1V183H0ZM52 184H53V183H52ZM74 184H75V183H74ZM116 184H117V183H116ZM138 184H139V182H138ZM152 184H153V183H152ZM152 184H151V185H152ZM156 184H157V182H156ZM202 184H203V183H202ZM202 184H201V185H202ZM213 184H214V183H213ZM213 184H212V185H213ZM221 184H222V183H221ZM261 184H262V183H261ZM1 185H2V184H1ZM16 185H19V184L17 183ZM54 185H55V184H54ZM54 185H53V186H54ZM75 185H76V184H75ZM107 185H108V184H107ZM118 185H119V184H118ZM141 185H142V184H141ZM148 185H149V184H148ZM148 185H147V186H148ZM162 185H163V184H162ZM182 185H181V187H182ZM185 185H186V184H185ZM208 185H209V184H207V186H208ZM210 185H211V184H210ZM219 185H220V184H219ZM249 185H250V187H251V184H249ZM14 186H15V185H14ZM69 186H70V185H69ZM95 186H96V185H95ZM105 186H106V185H105ZM110 186H111V185H110ZM110 186H109V187H110ZM145 186H146V185H145ZM155 186H157V185H155ZM155 186H154V188H155ZM168 186H169V184H168ZM179 186H180V185H179ZM192 186H194V184L191 185V187H192ZM196 186H198V185L196 184ZM205 186H206V185H205ZM217 186H218V185H217ZM15 187H17V186H15ZM72 187H74V186L72 185ZM77 187H78V186H77ZM114 187H116V186H114ZM121 187H122V186H121ZM121 187H120V188H121ZM123 187H124V186H123ZM159 187H160V189H157V191H158V190H162V189H161V186H159ZM177 187H178V186H177ZM183 187H184V186H183ZM183 187H182V188H178V189H181V190L183 189V190H184ZM186 187H187V185H186ZM189 187H190V186H189ZM189 187H187V188H189ZM203 187H204V186H203ZM203 187H202V189L205 188V187H204V188H203ZM209 187H210V186H209ZM259 187H260V186H259ZM259 187H258V188H259ZM120 188H119V189H120ZM137 188H138V187H137ZM152 188H153V187H152ZM156 188H158V187H156ZM164 188L167 190L166 186H165ZM169 188H170V187H169ZM169 188H168V189H169ZM175 188H176V186H175ZM187 188H186V189H187ZM200 188H201V186H200ZM206 188L209 189L208 187H206ZM218 188H219V186H218ZM234 188H235V187H234ZM254 188H255V187H254ZM13 189H14V188H13ZM51 189H52V188L50 187V190H51ZM119 189H118V190H119ZM138 189H140V187H139ZM144 189H145V187H144ZM170 189H171V188H170ZM194 189H196V188L194 187ZM210 189H211V188H210ZM213 189H214V188H213ZM213 189H212V190H213ZM251 189H252V188H251ZM260 189H262V190L264 191L263 188H259V190H260ZM15 190L18 191L19 189L16 188ZM15 190H14V191H15ZM53 190H54V189H53ZM94 190H95V189H94ZM113 190H114V188H113ZM118 190H117V192H116V195L118 194V196H119V193H118V192H121V193H122L123 190H122V191H118ZM145 190H146V189H145ZM166 190H165V191H166ZM176 190H177V189H176ZM196 190L198 191V189H196ZM204 190H205V189H204ZM212 190H211V191H212ZM216 190H217V189H216ZM245 190H246V189H245ZM247 190H249V189H247ZM247 190H246V191H247ZM262 190H261V191H262ZM143 191H144V190H143ZM143 191H142V192H143ZM157 191H156V192H157ZM169 191H173V190H168V192H169ZM188 191H190V190L188 189ZM194 191H195V190H194ZM199 191H200V189H199ZM202 191H203V190H202ZM205 191H206V190H205ZM217 191H218V190H217ZM250 191H251V190H250ZM257 191H258V190H257ZM6 192H8V191H6ZM52 192H53V191H52ZM52 192H51V193H52ZM57 192H58V191H57ZM113 192H114V191H113ZM144 192H145V191H144ZM150 192H151V191H150ZM163 192H164V190H163ZM166 192H167V191H166ZM166 192H165V193H166ZM173 192H174V191H173ZM177 192H178V191H177ZM180 192H181V191H180ZM180 192H178V193L180 194ZM183 192H184V191H183ZM207 192H208V190H207ZM242 192H243V191H242ZM254 192H255V191H254ZM259 192H260V191H259ZM12 193H14V192H12ZM17 193H18V192H17ZM76 193H77V192H76ZM92 193H93V192H92ZM100 193H101V192H100ZM140 193H141V192H140ZM170 193H171V192H170ZM170 193H167V194H169L168 197L171 196ZM181 193H182V192H181ZM190 193H192V192H190ZM193 193H194V192H193ZM202 193L205 194L206 192H202ZM210 193H211V192H210ZM9 194H10V192H9ZM77 194H78V193H77ZM147 194H148V192H147ZM147 194H146V195H147ZM149 194H150V193H149ZM149 194H148V195H149ZM155 194H157V196H158L159 193H155ZM167 194L162 195L161 198H164L163 196H166ZM183 194H184V193H183ZM187 194H188V193H187ZM198 194H199V193H198ZM217 194H218V193H217ZM243 194H244V193H243ZM251 194H252V193H251ZM259 194H260V193H259ZM261 194H262V193H261ZM121 195H123V194H121ZM138 195H139V194H137V198H138ZM142 195H143V194H142ZM150 195H151V194H150ZM152 195H153V192H152ZM176 195H177V194H176ZM181 195H182V194H181ZM188 195H189V194H188ZM199 195H200V194H199ZM207 195H208V193H207ZM214 195H215V197H216V194H214ZM231 195H232V194H231ZM247 195H248V194H247ZM247 195H246V196H247ZM263 195H264V194H263ZM263 195H262L261 197H263ZM13 196H14V195H13ZM15 196H16V195H15ZM74 196H75V194H74ZM77 196H78V195H77ZM93 196H95V195H93ZM113 196H114V194H113ZM139 196H140V195H139ZM183 196H184V195H183ZM185 196H186V195H185ZM185 196H184V198H185ZM197 196H198V195H197ZM200 196H201V195H200ZM217 196H218V195H217ZM254 196H255V195H254ZM254 196L251 195V197L249 196L250 198L247 196V199L251 200V198H252V197L254 198ZM95 197H96V196H95ZM120 197H121V196H120ZM120 197H119V198H120ZM141 197H142V196H141ZM145 197H146V196H145ZM148 197H149V196H148ZM150 197H151V196H150ZM158 197H159V196H158ZM177 197H178V196H176V198H177ZM211 197H212V196H211ZM231 197H234V196H230V199H232ZM237 197H238V196H237ZM258 197H259V196H258ZM258 197H257V198H258ZM261 197H260V198H261ZM9 198H10V197H9ZM92 198L94 199V197H92ZM123 198H125V197H123ZM151 198H152V197H151ZM166 198H167V196H166ZM171 198H172V197H171ZM173 198H174V195H173ZM173 198H172V199H173ZM181 198H182V199H181ZM181 198L179 199V197H178L179 202H180L181 200H184L183 197H181ZM187 198H188V197L186 196V199H187ZM195 198H197L196 195H195ZM199 198H200V197H199ZM202 198H203V197H202ZM206 198H207V197H206ZM206 198H205V199H206ZM213 198H214V197H213ZM220 198H221V197H220ZM253 198H252V201H250V202H253V201H254ZM10 199H11V198H10ZM10 199H8V201H9ZM52 199H53V198H52ZM110 199H111V198H110ZM114 199H115V198H114ZM116 199H117V198H116ZM138 199L140 200V198H138ZM174 199H175V198H174ZM174 199H173V200H174ZM186 199H185V200H186ZM190 199H191V198H190ZM193 199H194V197L192 198V201H193ZM203 199H204V198H203ZM209 199H211V198L209 197ZM230 199H228V200H230ZM233 199H234V198H233ZM235 199H236V198H235ZM235 199H234V200H235ZM16 200H17V199H15V201H16ZM77 200H78V199H77ZM77 200H75V201H77ZM79 200H81V199H79ZM82 200H83V199H82ZM90 200H92V199L90 198ZM90 200H89V201H90ZM94 200H95V199H94ZM125 200H126V198H125ZM215 200H216V199H215ZM222 200H223V199H222ZM256 200H257V199H256ZM263 200H264V199H263ZM119 201H120V199H119ZM119 201H118V202H119ZM146 201H148V200H146ZM159 201H160V200H159ZM177 201H178V200H177ZM188 201H189V199H188ZM188 201L186 200L185 202H188ZM195 201H196V200H195ZM197 201L201 202V200H197ZM212 201H214V200H212ZM240 201H241V200H240ZM260 201H261V199H260L259 201H257V202H260ZM10 202L13 203V201H10ZM16 202H17V201H16ZM80 202H83V201H80ZM86 202H87V200H86ZM92 202H93V200H92ZM128 202H129V201H128ZM142 202H143L144 204L146 203V205H147V202H145L144 200H142ZM157 202H158V201H157ZM163 202H165V201L163 200ZM175 202H176V201H175ZM175 202H174L175 206L178 205V207H179V206H182V207H183V206H184V207H187V206H188V204H187V206H185V205H182V204L179 205L181 202H180L179 204H178V202H177V203H175ZM185 202H184V203H185ZM217 202H218V201H217ZM257 202L255 201V203H257ZM261 202H263V201H261ZM261 202H260V203H261ZM14 203H15V202H14ZM129 203H130V202H129ZM138 203H139V202H138ZM138 203L136 202V204H138ZM148 203H149V202H148ZM159 203L161 204V201H160ZM165 203H168L167 205H169V203L171 204V202H169V201H168V202L166 201ZM172 203H173V202H172ZM182 203H183V202H182ZM215 203H216V201H215ZM224 203H225V202H224ZM224 203H223V205H225ZM234 203H238V202L235 201ZM240 203H241V202H240ZM33 204H34V203H33ZM60 204H61V203H60ZM69 204H70V203H69ZM87 204H88V202H87ZM89 204H90V203H89ZM126 204H127V203H126ZM130 204H132V203H130ZM130 204H129V205H130ZM152 204H153V203H152ZM176 204H177V205H176ZM200 204H201V203H200ZM209 204L212 205L213 207L215 206L214 204H212V203H210V202H209ZM218 204H219V203H217V205H218ZM220 204H221V203H220ZM232 204H233V203H232ZM242 204H243V202H242ZM261 204H262V206H263V205H264V202L261 203ZM51 205H52V204H51ZM66 205H67V203H66ZM77 205H78V204H77ZM80 205H82V204H80ZM101 205H103V204H101ZM101 205H100V206H101ZM115 205H117V204H115ZM122 205H124V204H122ZM129 205H128V206H129ZM134 205H135V204H134ZM150 205H151V204H150ZM150 205H149V207H150ZM155 205H157V204H155ZM163 205H165V204L163 203ZM172 205H173V204H172ZM195 205H196V204H195ZM210 205H209V207H210ZM226 205H227V204H226ZM233 205H234V204H233ZM239 205H240V204H239ZM251 205H252V204H251ZM254 205H255V204H254ZM62 206H63V205H62ZM68 206H72V205H67V207H68ZM82 206H83V205H82ZM82 206H81V207H82ZM86 206H87V205H86ZM103 206H104V205H103ZM118 206H119V205H118ZM125 206H126V205H125ZM130 206H131V205H130ZM139 206H140V204H139ZM200 206H201V205H200ZM212 206H211V207H212ZM218 206H219V205H218ZM218 206H216V209H218V208H217ZM220 206H221V205H220ZM228 206H229V204H228ZM230 206H231V205H230ZM234 206H235V205H234ZM252 206H253V205H252ZM57 207H59V206H57ZM67 207H66V209H67ZM73 207H74V206H73ZM77 207H78V208H81L80 206H77ZM91 207H92V205H91ZM97 207H98V206H97ZM122 207H123V206H122ZM126 207H127V206H126ZM131 207H132V206H131ZM131 207H130V208H131ZM136 207H137V206H136ZM155 207H156V206H155ZM158 207L160 208L159 205H158ZM170 207H171V206H170ZM178 207H177V211H176L177 214L180 213V212H182V211H178ZM184 207H183V210L187 209V208L184 209ZM189 207H190V206H189ZM189 207H188V208H189ZM192 207H193V206H192ZM196 207H197V205H196ZM196 207L194 206L193 208H196ZM201 207H202V206H201ZM207 207H208V206H207ZM226 207H227V206H226ZM226 207H225V208H226ZM243 207H244V205H243ZM243 207H242V208H243ZM245 207H246V205H245ZM257 207H258V205H257ZM257 207H255V208H257ZM82 208H83V211H84V207H82ZM87 208H88V206H87ZM99 208H100V207H99ZM103 208H104V207H103ZM137 208H138V207H137ZM139 208H140V207H139ZM150 208H151V207H150ZM152 208H153V207H152ZM175 208H176V207H175ZM193 208H191V210H192ZM227 208H228V207H227ZM239 208H240V207H239ZM248 208H251V207L248 206ZM248 208H247V209H248ZM259 208L263 210V207H260V205H259L258 209H259ZM59 209H60V208H59ZM64 209H65V208H64ZM70 209H71V208H70ZM75 209H76V208H75ZM88 209H90V208H88ZM93 209H95V211H96V208H93ZM125 209H127V208H125ZM140 209H141V208H140ZM147 209H148V207H147ZM157 209H158V208H157ZM166 209H167V208H166ZM166 209L164 208L163 210H165V211L168 212V209H167V210H166ZM179 209H181V208L179 207ZM199 209H200V208H199ZM211 209H213V208H211ZM219 209H220V208H219ZM219 209H218V210H219ZM222 209H223V207H222ZM231 209H233V208H231ZM236 209H238V208H236ZM76 210H77V209H76ZM97 210H98V209H97ZM99 210H100V209H99ZM99 210H98V211H99ZM130 210H131V209H130ZM136 210H137V209H136ZM153 210H154V208H153ZM153 210H152V211H153ZM159 210H161V208H160ZM173 210H174V209H173ZM181 210H182V209H181ZM197 210H198V209H197ZM197 210H195V211H197ZM208 210H209V209H208ZM214 210H215V209H214ZM218 210H217V211H218ZM220 210H221V209H220ZM220 210H219V211H220ZM225 210H226V209H225ZM238 210H240V209H238ZM251 210H252V208H251ZM256 210H257V209H256ZM64 211H65V210H64ZM67 211H68V210H67ZM78 211H79L80 213H82L79 209H78ZM78 211H77V212H78ZM98 211H96V212H98ZM100 211H101V210H100ZM100 211H99V212H100ZM106 211H107V210H106ZM131 211L134 212V210H131ZM148 211H149V210H148ZM152 211L150 210V212H152ZM156 211H157V210H156ZM170 211H171V210H170ZM174 211H175V210H174ZM198 211H199V210H198ZM201 211H202V210H201ZM212 211H213V210H212ZM221 211H222V210H221ZM226 211H227V210H226ZM226 211H225V212H226ZM234 211H235V209H234ZM241 211L243 212V210H241ZM244 211H246V210H244ZM249 211H250V209H249ZM260 211H261V210H260ZM65 212H66V211H65ZM84 212H85V211H84ZM84 212H83V213H84ZM102 212H103V211H101V214H102ZM135 212H136V211H135ZM140 212H141V210H140ZM188 212H189V211H188ZM210 212H211V211H210ZM210 212H209V213H210ZM215 212H216V211H215ZM228 212H229V211H228ZM230 212H231V211H230ZM232 212H233V210H232ZM239 212H240V211H239ZM239 212H238V214H239ZM246 212H247V211H246ZM246 212H245V213H246ZM252 212H254V211H252ZM252 212H251V213H252ZM255 212H259V210H258V211H255ZM142 213H143V210H142ZM158 213H160V212H158ZM158 213L154 214V217H155V215H157ZM162 213H164V212H162ZM168 213H169V212H168ZM170 213H171V212H170ZM170 213H169V214H170ZM200 213H201V212H200ZM204 213H205V212H204ZM207 213H208V212H207ZM216 213H218V212H216ZM219 213H220V212H219ZM226 213H227V212H226ZM226 213H224V210H223V214H226ZM234 213H235V212H234ZM249 213H250V212H249ZM84 214H85V213H84ZM94 214H95V212H94ZM98 214H99V213H98ZM98 214H97V215H98ZM101 214H100V215H101ZM103 214H104V213H103ZM103 214H102V215H103ZM171 214H172V213H171ZM183 214H185V213H183ZM192 214H194V213L192 212ZM201 214H203V212H202ZM211 214H212V213H211ZM214 214H215V213H214ZM223 214H221V216H222ZM231 214H232V213H231ZM241 214H242V213H241ZM151 215H152V214H151ZM160 215H161V214H160ZM164 215L167 216L168 214H164ZM172 215L175 217L176 214H175V215L172 214ZM172 215H170V216H172ZM179 215H181V214H179ZM206 215H207V214H206ZM236 215H237V213H236ZM236 215H233V216L235 217ZM248 215H250V214H247L246 216H248ZM251 215H252V214H251ZM253 215H255V214H253ZM257 215H258V214H257ZM33 216H34V215H33ZM81 216H82V214H81ZM85 216H86V215H85ZM87 216H88V215H87ZM136 216H137V215H136ZM144 216H145V215H144ZM152 216H153V215H152ZM170 216H169V217H170ZM185 216H187V215H185ZM185 216H183V217H184V218H187V217L189 216V217H188L189 220H190V218L192 217L191 214L188 215L187 217H185ZM193 216H194V215H193ZM195 216H197V215H195ZM204 216H205V215H204ZM219 216H220V215H219ZM226 216H227V214H226ZM91 217H92V216H91ZM108 217H109V215H108ZM137 217H138V216H137ZM156 217H157V216H156ZM164 217H165V216H164ZM169 217H168V220H169V221L174 220V218H172V217L169 218ZM180 217L182 218V216H180ZM202 217H203V216H202ZM206 217H207V216H206ZM208 217H209V216H208ZM208 217H207V218H208ZM210 217H211V216H210ZM222 217H224V215H223ZM222 217H220V218H222ZM230 217H231V215H230ZM242 217H244V215H243ZM242 217H241V219H242ZM252 217H254V216H252ZM261 217H262V215H261ZM28 218H29V217H27V219H28ZM94 218H95V215H94ZM97 218H99V217H97ZM101 218H102V217H101ZM113 218H114V217H113ZM157 218H158V217H157ZM162 218H163V216H162ZM162 218H161V219H162ZM171 218H172V219H171ZM177 218H179V217H177ZM177 218H176V219H177ZM184 218H182V219L179 218V219H180V221H181V220H183ZM198 218H199V216H198ZM198 218H197V219H198ZM225 218H226V217H225ZM228 218H229V217H228ZM228 218H227V219H228ZM246 218L249 219V217H246ZM256 218H257V217H256ZM256 218H254V219H256ZM25 219H26V218H25ZM85 219H86V217H85ZM88 219H89V217H88ZM103 219H104V218H103ZM103 219H101V220H103ZM114 219H115V218H114ZM114 219H113V220H114ZM144 219H145V217H144ZM164 219H167V218H164ZM164 219H163V222L165 223L166 220H164ZM179 219H178V220H179ZM188 219H187V221H189ZM192 219H194V218L192 217ZM192 219H191V220H192ZM199 219H201V218H199ZM204 219H205V217H204ZM209 219H211V218H209ZM232 219H233V217H232ZM234 219H235V218H234ZM234 219H233V220H234ZM238 219H239V220H238ZM243 219H244V218H243ZM260 219H261V218H260ZM28 220H29V219H28ZM28 220H27V222H29ZM91 220H92V221H95L94 219H91ZM91 220H90V221H91ZM99 220H100V219H99ZM155 220H156V219H154V222H155ZM158 220L160 221V218H159ZM158 220H157V221L155 222V224H154V226H155V228H156V234L154 233V235H157V237L159 238V240H152L154 236L151 237V238H152L151 240H148V241L151 242L152 244H153V242H155V246H156V247L151 246V244H150L149 242L147 243V241H146L147 239L144 240V241H146V242L143 243V242L141 241V238L139 239L141 242H139V240H138L137 238H136V239H137L138 242H137L136 240H130V238L128 237L129 235H128L127 233H126L127 236H124L123 239L119 238V235H118V237L116 238V240L120 239V241L116 244V251H117V252L123 257V260H125L128 264H185V261H184V259H185V256H184L185 251L182 250V248H183L184 246H182V243H181V240H180V239L184 240V239L182 238V236H183L182 234L185 233V230L187 229V228L185 227L186 223H183V222H182L184 225H183V224L181 225L182 227L184 226L186 229H185L184 227H183V228H180V227H181V226L179 227L180 224L178 225V224L176 223V224L178 225V227L180 228V229H177V228H176L177 225L174 226V225H175V221H171V222H173V223H171V224H172V226H174V227H173V228L171 227L172 229H170V230L168 229V231H165V230H166L167 228H169V227H166V226H165L166 228H163V225H162L163 223H159ZM168 220H167V222H166L165 224H168ZM201 220H202V219H201ZM206 220H207V219H206ZM216 220H217V219H216ZM233 220H232V221H233ZM245 220H246V219H245ZM263 220H264V218H263ZM33 221H34V219H33ZM33 221H32V222H33ZM87 221H88V220H87ZM92 221H91V222H92ZM105 221H106V220H105ZM135 221H136V220H135ZM148 221H149V220H148ZM148 221H147V223H148ZM192 221H193V220H192ZM197 221H198V223H199V220H197ZM202 221H205V220H202ZM208 221H209V220H208ZM208 221H207V222H208ZM214 221H215V220H214ZM217 221H218V220H217ZM219 221H220V220H219ZM221 221H222V220H221ZM227 221H228V220H227ZM235 221H236V220H235ZM237 221H238L237 223H239V222L241 221V220H240V217H237ZM242 221H243V220H242ZM247 221H248V220H247ZM257 221L260 222L259 217L257 218ZM257 221H256V222H257ZM261 221H262V220H261ZM88 222H89V221H88ZM97 222H98V221H97ZM97 222H95V223H97ZM176 222L181 223V222H179V221H176ZM184 222H185V221H184ZM190 222H191V221H190ZM190 222H188V223H190ZM194 222H196V218H195V221H194ZM194 222H193V224H195ZM30 223H31V222H30ZM33 223H35V222H33ZM85 223H86V221H85ZM95 223H94V224H95ZM99 223H100V222H99ZM104 223H105V222H104ZM196 223H197V222H196ZM200 223H201V222H200ZM200 223H199L198 225H200ZM202 223H203V222H202ZM217 223H218V222H217ZM222 223H223V221L221 222V225L224 226V224H222ZM235 223H236V222H235ZM237 223H236V226L239 225V224H237ZM240 223H241V222H240ZM244 223H245V222H244ZM244 223H242V225H243ZM248 223H249V221H248ZM250 223H251V222H250ZM263 223H264V222H263ZM263 223H262V222H261V224H260V223H257V225H259V224L262 225ZM105 224H106V223H105ZM110 224H111V223H109L108 226H110ZM112 224H113V223H112ZM150 224H151V223H150ZM165 224H164V225H165ZM171 224H169V225H171ZM191 224H192V223H191ZM193 224H192V225H193ZM226 224H227V223H226ZM229 224H230V223H229ZM232 224H233V223H232ZM254 224H255V220H254ZM97 225H98V224H97ZM120 225H121V224H120ZM125 225H126V224H125ZM140 225H142V224H140ZM143 225H144V224H143ZM202 225H203V224H202ZM227 225H228V224H227ZM227 225H226V227L230 226V225H228V226H227ZM234 225H235V224H234ZM234 225H233V226H234ZM244 225H245V224H244ZM255 225H256V224H255ZM255 225H253L254 228L257 227V226L255 227ZM86 226H87V224H86ZM93 226H94V225H93ZM115 226H116V224H115ZM117 226H118V225H117ZM132 226H133V225H132ZM144 226H145V225H144ZM152 226H153V224H152ZM167 226H168V225H167ZM187 226H188V224H187ZM189 226H190V224H189ZM194 226H195V225H194ZM196 226H197V225H196ZM206 226H207V225H206ZM206 226L203 227V229H205ZM248 226L250 227V225H248ZM251 226H252V225H251ZM113 227H114V226H113ZM121 227H123V226H121ZM136 227H138V226H136ZM148 227H150V226H148ZM192 227H193V226H192ZM201 227H202V226L200 225L199 228H201ZM217 227H218V224H217L216 228H217ZM226 227H225V228L222 227V228H223V229H226ZM241 227H243V226H241ZM258 227L260 228V226H258ZM258 227H257L256 229H258ZM88 228H89V227H88ZM88 228H87V229H88ZM100 228H101V227H100ZM110 228H111V227H110ZM130 228H131V227H130ZM144 228H145V227H144ZM146 228H147V227H146ZM146 228H145V230H146ZM188 228H190V227H188ZM199 228H197V230H198ZM218 228H219V227H218ZM220 228H221V227H220ZM220 228H219V230H220ZM222 228H221V229H222ZM239 228H240V227H239ZM251 228H252V227H251ZM251 228H250V230H252ZM89 229H90V228H89ZM92 229H93V228H92ZM107 229H108V227H107ZM128 229H129V228H128ZM128 229H127V230H128ZM195 229H196V227H195ZM203 229L201 228V230H203ZM207 229H208V228H207ZM214 229H215V228H214ZM214 229H213V231H207V232H205L203 235L201 234V237H199V239L197 238L196 247H198V248H203V249L206 250V251H207V250H210V251L212 250V251H213V250L216 248L217 244H219V242H220V240H221L220 237H219L218 234H217V230H214ZM236 229H238V228H236ZM110 230H112V229H110ZM116 230H117V229H116ZM116 230H114V231H116ZM121 230L123 231L122 228H121ZM149 230H151V229H149ZM153 230H154V227H153ZM192 230H194V229H192ZM201 230H200V231H201ZM211 230H212V229H211ZM231 230H232V233H233V234H234V231H236L235 228H234V231H233V228L230 229L229 231H231ZM243 230H244V229H243ZM243 230H242V231L240 230V231L243 232ZM245 230H246L247 232L244 231V233H245V232L248 233V230H249V229L247 230V228L245 227ZM258 230H259V229H258ZM260 230H261V228H260ZM262 230H263V229H262ZM89 231H90V230H89ZM93 231H94V230H93ZM119 231H120V230H119ZM124 231H126V230L124 229ZM131 231H132V230H131ZM189 231H190V230H189ZM200 231H199V232H200ZM204 231H205V230H203V232H204ZM229 231H228V232H229ZM240 231H239V232H240ZM252 231H253V230H252ZM252 231H251V233H252ZM87 232H88V230H87ZM112 232H113V231H112ZM112 232H111V233H112ZM116 232H117V231H116ZM126 232H127V231H126ZM133 232H134V230H133ZM138 232H139V230H138ZM143 232H144V231H143ZM150 232H151V231H150ZM150 232H148V233H150ZM153 232H154V231H153ZM153 232H152V233H153ZM187 232H188V231H187ZM187 232L185 233L186 235H187ZM199 232H198V231L196 232V230H195V233H198V234H200L202 231H201L200 233H199ZM226 232H227V231H226ZM228 232H227V233H228ZM253 232H254V231H253ZM261 232H262V231H261ZM93 233H94V232H93ZM98 233H99V232H98ZM114 233H115V232H114ZM139 233H142V232H139ZM144 233H147V230H146V232H144ZM148 233H147V235H148ZM192 233H193V231L190 232L189 235L192 236ZM229 233H230V232H229ZM244 233H243V235H245ZM256 233H257L256 236L259 235V234H261V233H259V231L256 232ZM258 233H259V234H258ZM86 234H87V233H86ZM131 234H132V233H131ZM136 234H137V231H136ZM222 234H225V233L222 232L221 235H222ZM236 234L241 235V233H236ZM248 234H249V235H248V238H247V239H246V235L244 236L246 240L243 238V239L245 240V242L248 241V240L251 241V239H254V238H251V236H250V235H251L250 232H249ZM263 234H264V233L262 232V235H263ZM88 235H90V232H89ZM93 235H94V234H93ZM95 235H96V232H95ZM104 235H105V234H104ZM116 235H117V234H116ZM134 235H135V233H134ZM145 235H146V234H145ZM145 235L143 234V236H145ZM225 235H226V234H225ZM230 235H232V234H230ZM234 235H235V234H234ZM252 235H253V234H252ZM187 236H188V235H187ZM236 236H237V235H236ZM256 236L253 235L252 237H256ZM90 237H91V235H90ZM107 237H108V235H107ZM114 237H115V236H114ZM120 237H122V236H120ZM146 237H147V236H146ZM146 237H145V238H146ZM185 237H186V236H185ZM193 237L195 238V236H193ZM196 237H197V236H196ZM223 237L225 238V236H223ZM232 237H233V236H232ZM260 237H261V236H260ZM260 237H259V238H260ZM87 238H89V237H87ZM109 238H110V237H109ZM186 238H187V237H186ZM262 238H264V237H262ZM89 239H90V238H89ZM94 239H95V238H94ZM97 239H98V238H97ZM101 239H102V238H101ZM132 239H134V238H132ZM142 239H143V238H142ZM149 239H150V234H149ZM154 239H155V238H154ZM188 239H189V238H188ZM227 239H229V238H227ZM257 239H258V236H257ZM109 240H110V239H109ZM194 240H196V239H194ZM222 240H224V239H222ZM222 240H221V242H222ZM229 240H230L231 243H232V240H231V239H229ZM229 240H228V242H229ZM233 240H234V239H233ZM258 240H262V239L260 238V239H258ZM258 240H257V242H258ZM263 240H264V239H263ZM72 241H74V240H72ZM76 241H77V240H76ZM89 241H90V240H89ZM95 241H96V240H95ZM99 241H100V240H99ZM102 241H103V239H102ZM104 241H105V240H104ZM189 241H190V240H188L187 242H189ZM191 241H192V240H191ZM191 241H190V242H191ZM224 241H225V240H224ZM226 241H227V240H226ZM226 241H225V242H226ZM242 241H243V240H242ZM242 241H239V242H241V244H242V243L244 242V241H243V242H242ZM249 241H248V242H249ZM252 241H253V240H252ZM67 242H68V241H67ZM67 242H66V243H67ZM97 242H98V241H97ZM100 242H101V241H100ZM100 242H99L98 244H100ZM184 242H185V241H184ZM190 242H189V243H190ZM235 242H236V241H235ZM255 242H256V241H255ZM255 242H252V243H255ZM61 243H62V242H60V244H61ZM66 243H65V244H66ZM83 243H84V242H83ZM89 243H90V242H89ZM140 243H142V244H140ZM261 243H262V242H261ZM58 244H59V242H58ZM65 244H64V245H65ZM75 244H76V243H75ZM84 244H85V243H84ZM93 244H94V246H93L92 249H91V250H93V254H92V255H93V256H96V255H94V252H98V251H100V247H101L102 245L100 246V245H98L96 242L93 243ZM220 244H221V243H220ZM225 244H226V243H225ZM233 244H234V243H233ZM237 244H239V243L237 242ZM255 244H256V243H255ZM66 245H67V244H66ZM68 245H69V244H68ZM71 245H72V244H71ZM76 245H77V244H76ZM85 245H86V244H85ZM89 245H90V244H89ZM91 245H92V244H91ZM105 245H106V244H105ZM109 245H110V243H109ZM153 245H154V244H153ZM183 245H184V243H183ZM188 245H189V244H188ZM191 245H193V241H192V244H191ZM234 245H236V244H234ZM242 245H243V244H242ZM242 245H241V246H242ZM246 245H249V243L246 244ZM253 245H254V244H253ZM253 245H251V246H253ZM256 245H259V242H258ZM260 245H262V244H260ZM56 246H57V245H56ZM56 246H55V247H56ZM73 246H74V245H73ZM81 246H82V245H81ZM87 246H88V245H87ZM150 246H151V248H154V251H153L152 249H150ZM219 246H221V245H219ZM225 246H227V244H226ZM239 246H240V245H239ZM239 246L237 245V249L239 248ZM251 246H250V247H251ZM57 247H58V246H57ZM64 247H65V246H64ZM64 247L62 246V247L59 248V249H62V248H64ZM66 247H67V246H66ZM66 247H65V248H66ZM69 247H70V246H69ZM89 247H90V246H89ZM103 247H104V246H103ZM108 247H109V246H108ZM113 247H114V246H113ZM168 247H170V248H171V247H174L175 249H178L179 252L182 251V252H180V253H182V254H181L182 256H181V257H178V258H175V261H170V262H166V261L164 260V259H165L164 256H162V257H164V259H162V257H160V256H159V257L155 256V255H158V253L161 251L159 248H161V249L163 250V249H166V248L168 249ZM194 247H195V246H194ZM227 247H228V246H227ZM230 247H232V246H230ZM242 247L244 248V246H242ZM255 247H257V246H255ZM259 247H260V246H259ZM77 248H78V247H77ZM90 248H91V247H90ZM114 248H115V247H114ZM156 248L159 249L160 251L158 252V251L156 250ZM174 248H172V249H174ZM198 248H196V249H198ZM217 248H218V247H217ZM220 248H221V247H220ZM225 248H226V247H225ZM233 248L235 249L236 247H233ZM246 248H247V246H246ZM55 249H56V248H55ZM66 249H67V248H66ZM68 249H70V248H68ZM84 249H86V248L84 247ZM103 249H104V248H103ZM196 249H195V250H196ZM229 249H231V248H229ZM144 250H145V251H147V250L150 251V250H151V251H150V252L147 251V252H149V253H144ZM155 250H156L157 254L154 255ZM178 250H177V251H178ZM201 250H202V249H201ZM215 250H216V249H215ZM242 250H245V252H246V249H245V248L242 249ZM253 250H254V249H253ZM256 250H257V248H256ZM58 251H59V250H58ZM58 251H57V252H58ZM62 251H64V250L62 249ZM62 251L60 250L61 253H62ZM76 251H77V250H76ZM112 251H113V250H112ZM169 251H170V250H169ZM238 251H240V250L238 249ZM250 251H251V250H250ZM254 251H255V250H254ZM263 251H264V250H263ZM57 252H56V254L58 255ZM71 252H72V249H71ZM85 252H86V251H85ZM102 252H103V251H102ZM104 252H105V251H104ZM114 252H115V251H114ZM114 252H113V253H114ZM161 252H162V251H161ZM163 252H165V250H164ZM163 252H162V253H163ZM191 252H193V250H192ZM195 252H196V251H195ZM199 252L201 253L200 250H199ZM203 252H204V251H203ZM203 252H202V253H203ZM64 253H66V252H64ZM68 253H69V252H68ZM74 253H75V252H74ZM99 253H101V252H99ZM99 253H98L97 255H99ZM107 253H108V252H107ZM113 253H112V255H114ZM252 253H253V251H252ZM62 254H63V253H62ZM70 254H71V253H70ZM116 254H117V253H116ZM119 254H117V257H118ZM170 254H171V253H170ZM170 254H169V255H170ZM174 254H175V253H174ZM196 254H197V253H196ZM198 254H199V253H198ZM213 254H214V253H213ZM230 254H232V253H230ZM243 254H244V253H243ZM245 254L247 255L248 253L246 252ZM253 254H257V253L254 252ZM260 254H261V253H260ZM71 255H72V254H71ZM71 255H70V256H71ZM100 255H101V254H100ZM107 255H108V254H107ZM120 255H119V256H120ZM160 255H161V254H160ZM163 255H164V254H163ZM177 255H178V254H177ZM192 255H193V254H192ZM202 255H203V254H202ZM211 255H212V254H211ZM263 255H264V254H263ZM43 256H45V255H43ZM43 256H42V257H43ZM55 256H56V255H55ZM87 256H88V255H87ZM109 256H111V253H110ZM121 256H120V257H121ZM178 256H179V255H178ZM193 256H194V255H193ZM203 256H206V254L203 255ZM208 256H209V255H208ZM239 256H242V255H239ZM239 256H238V257H239ZM248 256H250V254H248L247 257H248ZM252 256H253V255H252ZM47 257H48V255H47ZM56 257H58V256H56ZM59 257H60V256H59ZM65 257H67V253H66V255L64 254V256L62 257V259H65ZM91 257H92V256H91ZM91 257H90V258H91ZM96 257H97V256H96ZM100 257H101V256H100ZM100 257H99V259H100ZM102 257H103V256H102ZM102 257H101V258H102ZM106 257H107V256H106ZM122 257H121V258H122ZM173 257H174V255H173ZM175 257H177V256H175ZM194 257H195V256H194ZM219 257H220V256H219ZM230 257H232V255H230ZM234 257H235V256H234ZM250 257H251V256H250ZM250 257H249V258H250ZM259 257H260V256H259ZM261 257H262V256H261ZM263 257H264V256H263ZM38 258H39V257H38ZM45 258H46V256H45ZM67 258H69V256H68ZM70 258H71V257H70ZM77 258L79 259V257H77ZM85 258H86V257H85ZM103 258H105V256H104ZM109 258H110V257H109ZM109 258H108V260H103V261H101V259H100V261H101L100 263H101V264H111L110 261H109ZM221 258H222V257H221ZM241 258H242V257H241ZM41 259H42V258H41ZM43 259H44V258H43ZM54 259H55V258H54ZM54 259H53L52 261H54ZM57 259H58V258H57ZM71 259H72V258H71ZM88 259H89V258H88ZM97 259H98V258H97ZM192 259H193V257H192ZM215 259H216V258H215ZM228 259H229V258H228ZM228 259L226 258L225 260H223V261H221V262H220V261L218 262V261H216V260H215V261H211V262L208 261V262H209L208 264H236V263L233 261V259H231V258H230V260H228ZM236 259H237V258H236ZM46 260H47V258H46ZM66 260H67V259H66ZM66 260H65V261H66ZM72 260H73L74 263H75V259H72ZM94 260H95V259H94ZM110 260H111V258H110ZM112 260H113V258H112ZM123 260H122V261H123ZM189 260H190V259H189ZM193 260H194V259H193ZM196 260H197V259H196ZM239 260H240V259H239ZM241 260H242V259H241ZM246 260H247V259H246ZM258 260H259V259H258ZM262 260H264V258H263ZM40 261H41V260H40ZM58 261H60V260H58ZM65 261H64V262H65ZM73 261H72V262H73ZM84 261H87V260H84ZM95 261H96V260H95ZM187 261H188V260H187ZM236 261H237V260H236ZM242 261H243V260H242ZM256 261H257V260H256ZM259 261H260V260H259ZM42 262L45 264L46 261L44 262V261L42 260ZM48 262H49V261H48ZM50 262H51V261H50ZM61 262H62V261H61ZM67 262H68V261H67ZM81 262H82V261H81ZM92 262L94 263L93 260H92ZM92 262H90V263H92ZM115 262H116V261H115ZM202 262H203V261H202ZM244 262H245V260H244ZM246 262H247V261H246ZM248 262H249V261H248ZM59 263H60V262H59ZM74 263H73V264H74ZM118 263H119V261H118ZM121 263H122V262H121ZM123 263H125V262H123ZM55 264H58V263L55 262ZM60 264H61V263H60ZM63 264H64V263H63ZM65 264H66V263H65ZM75 264H76V263H75ZM77 264H78V263H77ZM80 264H81V263H80ZM87 264H88V263H87ZM116 264H117V263H116ZM204 264H205V263H204ZM240 264H241V263H240ZM246 264H247V263H246ZM258 264H259V262H258Z\"/></svg>", "mask_w": 264, "mask_h": 264}]
</instances>
